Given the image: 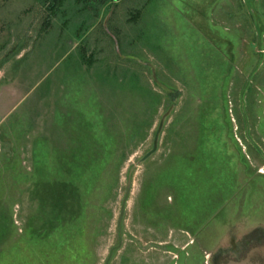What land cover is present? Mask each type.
Here are the masks:
<instances>
[{"label":"rangeland","instance_id":"rangeland-1","mask_svg":"<svg viewBox=\"0 0 264 264\" xmlns=\"http://www.w3.org/2000/svg\"><path fill=\"white\" fill-rule=\"evenodd\" d=\"M220 1L0 0V264L59 229L65 264L264 230V0Z\"/></svg>","mask_w":264,"mask_h":264},{"label":"flooded vegetation","instance_id":"flooded-vegetation-1","mask_svg":"<svg viewBox=\"0 0 264 264\" xmlns=\"http://www.w3.org/2000/svg\"><path fill=\"white\" fill-rule=\"evenodd\" d=\"M187 254V252H186ZM233 255L232 258L229 255ZM184 252H180V257ZM176 261L181 264V261ZM264 264V230H256L253 235H247L240 242L235 243L233 238L227 249H220L213 257L206 259L205 264Z\"/></svg>","mask_w":264,"mask_h":264},{"label":"trees","instance_id":"trees-1","mask_svg":"<svg viewBox=\"0 0 264 264\" xmlns=\"http://www.w3.org/2000/svg\"><path fill=\"white\" fill-rule=\"evenodd\" d=\"M59 230H60V233L59 234L57 233L58 237L56 239H54L53 242H50V243L48 242L47 247L45 249H44V246L39 248L38 252H36L38 254H35V256H38L37 257L38 260L37 259L33 260L32 264H58V263L63 264L64 262L65 263H71L72 260L78 259V256L75 253L76 251L69 250V249H67V251L61 250V245H62L61 230L62 229H59ZM77 230L80 231V229H77ZM79 238H80V240H76L75 242H72V243L73 244L81 243L80 242L81 237H79ZM50 247H51V249H50ZM44 252H46V255H44ZM64 252H65V254L63 256L59 257V253L63 254Z\"/></svg>","mask_w":264,"mask_h":264},{"label":"crops","instance_id":"crops-1","mask_svg":"<svg viewBox=\"0 0 264 264\" xmlns=\"http://www.w3.org/2000/svg\"><path fill=\"white\" fill-rule=\"evenodd\" d=\"M222 1H223V0H222ZM218 2L220 3L221 1H220V0H210V4H209V5H207V4L205 3L206 6H209V7L207 8V10H209V9L211 10L212 7H213L216 3H218ZM250 2H251V4H252V3H253V0H250ZM202 9L204 10V9H206V8L203 7V8H201V10H202ZM251 10H254V8H251Z\"/></svg>","mask_w":264,"mask_h":264},{"label":"water","instance_id":"water-1","mask_svg":"<svg viewBox=\"0 0 264 264\" xmlns=\"http://www.w3.org/2000/svg\"><path fill=\"white\" fill-rule=\"evenodd\" d=\"M236 264H238V263H236ZM239 264H245L244 262H242V263H239Z\"/></svg>","mask_w":264,"mask_h":264}]
</instances>
